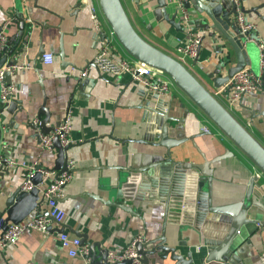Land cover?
Segmentation results:
<instances>
[{"label": "crops", "instance_id": "crops-1", "mask_svg": "<svg viewBox=\"0 0 264 264\" xmlns=\"http://www.w3.org/2000/svg\"><path fill=\"white\" fill-rule=\"evenodd\" d=\"M122 2L141 36L178 58V44L186 42L189 37L185 26L178 29L164 19L157 20L153 13L157 0ZM263 2L264 0H243V5L249 10ZM91 6L97 10L96 16L92 15ZM17 8L24 12L26 22V42L17 45L25 46V53L18 57V62L27 61L30 67L13 73L15 92L11 99L23 100L24 103L32 101L37 108L42 104L45 93L47 104L55 110L52 123L56 125L66 115H71L72 142L68 149V158L75 159L76 167L72 180L66 184L60 198V204L66 212L62 222L65 231L71 235H76L74 230L85 232L90 242L99 241L102 247L109 250L122 249L135 236L144 234L145 231L149 238L160 235L163 208L150 201L141 202L119 197L115 189L119 185L117 182L120 172V177L122 176L123 167L129 166L133 161L136 165L146 164L155 150H163L147 142L134 140L143 134L147 123L144 107L140 104L147 100V91H150L148 86L141 81L132 80L133 75L130 72L115 75L99 71L94 66L84 76L89 82L78 87L76 84L81 78L80 70L88 65L105 40L110 41L113 51L132 57L112 33L100 0H0V24L6 21L4 32L8 36L16 34L19 26L5 12L15 19ZM175 8V5L170 4L167 12L172 14ZM259 10L264 14V6ZM245 13L249 19L258 20L259 34L264 35V21L254 12ZM182 16L183 14H179L177 19ZM194 18L190 16L187 25L203 35L202 43L198 55L183 63L215 93L223 86L215 87V79L223 76L236 58L232 50L229 61L218 52L220 43L213 40L208 31L193 23ZM102 30L106 32L104 40L98 34ZM61 39L65 60L74 66L64 63L57 53L61 47ZM247 41L248 46L245 49L253 64L244 67L258 74L259 48L255 41ZM41 50L44 53L53 52L52 63L44 62V53ZM224 60L227 64L218 72L219 64ZM170 80L169 90L160 95L166 102H171L170 114L174 116H183L187 108L186 134H196L194 138L175 148L176 151H182L179 158L203 162L204 158L199 149L211 159L223 154L228 148L232 154L217 164H211L214 203L230 205L237 201L244 194L251 177L257 174L260 186H255L253 193L264 204V173L261 169L171 77ZM141 90H145L146 94ZM216 96L264 146V116L253 111L264 110V89L259 88L245 94L236 103L229 100L227 91L218 92ZM1 113L2 150L8 152V158H15L21 164L10 166L9 174L3 179L0 178V210L4 208L7 194L24 181L26 168L22 162L30 164L38 161L44 167L53 168L58 152L54 148L42 150L40 138L33 129L26 128L20 118L12 121V115L7 110ZM204 127H208V130ZM47 181L38 184L41 194ZM5 187L7 190L3 192ZM103 200L125 204L139 215ZM46 210L49 211V206L44 199L41 212ZM254 210H258V218L262 220V224L250 222L243 227L242 236L237 240V250L245 264H264V211L257 207ZM141 216L145 218L146 226ZM52 224L58 226L56 223ZM166 235L170 245H181L178 252L186 255L187 251L192 250L195 262L203 260V257L198 256L197 249L202 235L194 225L167 224ZM204 248L203 246L202 249ZM82 256L72 255L62 245L59 233L32 228L27 229L17 241L0 245V264H88L81 259ZM149 258H157L156 263L151 264H175L170 257L161 259L157 253L149 255ZM208 264L225 263L211 261Z\"/></svg>", "mask_w": 264, "mask_h": 264}, {"label": "water", "instance_id": "water-1", "mask_svg": "<svg viewBox=\"0 0 264 264\" xmlns=\"http://www.w3.org/2000/svg\"><path fill=\"white\" fill-rule=\"evenodd\" d=\"M100 4L116 38L128 54L170 76L264 173V146L217 99L216 94L209 90L181 60L143 38L133 26L122 0H100ZM170 4L176 7L172 14L167 12V7ZM263 6L264 2L249 10L243 7V10L256 13L264 21V14L259 10ZM5 13L8 18L18 23L19 30L16 34L7 35V42L3 50L0 51V68L4 65L10 66L17 63L18 57L25 53V46L17 47L20 42H26V38L24 39L25 14L19 8H17V18L15 19L7 12ZM153 13L157 20L164 19L178 29H183V16L179 19L177 17L179 14L187 13L195 17L193 23L195 22L198 27L208 31V35L220 43L218 52L226 56L228 61L231 55L230 51H233L236 58L235 63L227 67L223 76L215 79V87L224 85L235 72L245 65L253 64L245 49L248 46V41L245 34L241 32L234 16L237 13L234 0H157ZM5 23L6 21L0 24V32H4ZM98 34L103 40L105 39V31L102 30ZM57 53L62 57L64 63H70L74 66L65 60L62 39L60 50ZM226 64V60L221 62L218 72ZM13 73L6 70L4 81L11 82ZM258 74L263 80L261 89H264V70L258 69ZM132 80L139 81L134 78ZM88 82L87 77H81L76 84L78 87ZM141 91L146 94L145 90ZM153 99L154 101H152ZM0 101L2 103L0 112L7 110L12 115V121L20 118L22 124L26 128L33 129L39 138L40 133H49L55 128V124L51 121L55 110L47 104L45 93L42 104L37 108L32 101L24 103L23 100L9 99L3 103L1 98ZM140 105L144 107V117L147 123L143 134L134 140L147 142L154 147L163 148V150H155L151 160L146 164L136 165V162L133 161L129 166L123 167L121 177V172L119 173V181L117 182L119 185L115 189L119 197L137 199L141 202L150 201L160 205L164 210L161 234L149 238L147 231H145L143 239L136 242L141 261L144 264L156 263L157 258L150 259L149 255L157 253L161 259L170 257L175 261V264H208L211 261H220L225 264H245L238 254L237 240L239 241L243 227L248 223L258 222L262 224V220L258 218V210H254V207H257L264 211V204L253 193L254 187L260 186L258 183L259 176L255 174L251 177L244 194L234 203L230 205L215 204L212 196L213 169L211 164H217L232 152L227 148L223 154L209 159L199 149L204 158L203 162H191L179 158L182 151H176L175 148L196 135L186 134L185 116L187 108L183 116H174L170 114L171 102H166L160 93L151 90L147 91L146 102ZM253 111L264 116V110L253 109ZM1 138L0 128V178L3 179L6 174H9L10 166L7 160L8 152L2 150ZM70 146L71 144L62 145L59 138L55 137L53 148L58 152L53 169L67 170ZM39 167L40 165L37 166V168ZM30 180L34 184L30 190H24L21 185H18L7 194L4 208L0 210V219L5 222L4 228L9 222H20L31 213L41 212V203L45 197L41 194L38 184L43 182L42 173L36 171ZM6 190V187L3 188V192ZM133 192H135L134 195ZM103 201L108 204L114 203L121 208L130 210L134 215H139L132 208L120 202ZM43 213L53 219L48 210L43 211ZM141 218L146 226L145 218L142 216ZM180 223L194 225L200 230L202 237L197 249L198 256L203 257L201 262L194 261L192 250L187 251L184 255L178 252L180 244L170 245L168 243L167 224ZM64 230L63 224L60 226L50 224L48 227V232L53 233H61ZM74 233L80 237L82 244L89 245L88 253L81 257L88 264H132L133 258L111 259L109 249L102 247L99 241L90 242L87 233L79 230H74ZM203 246L204 249H202Z\"/></svg>", "mask_w": 264, "mask_h": 264}, {"label": "built area", "instance_id": "built-area-1", "mask_svg": "<svg viewBox=\"0 0 264 264\" xmlns=\"http://www.w3.org/2000/svg\"><path fill=\"white\" fill-rule=\"evenodd\" d=\"M88 1V0H87ZM181 1V0H180ZM237 6V13L235 19L238 26L246 36L247 40L255 41L259 48L260 70H264V35L259 34V22L258 20L249 19L243 10V0H234ZM92 15H97V10L91 6ZM183 25L189 32V37L186 42L179 43L176 51L178 59L182 62H186L189 58L194 59L198 55L200 44L202 43L203 35L195 32L192 26L187 25L190 20L189 14H183ZM112 33L114 34L113 30ZM115 35V34H114ZM8 36L5 32H0V51L3 50ZM43 60L46 63H52L54 60L53 52H45L43 54ZM91 66L96 67L99 71L109 72L115 75H120L124 72H130L134 79L141 81L148 86L152 92L163 93L169 90L171 85L170 77L156 69L155 67L147 64L144 61L138 60L134 57H126L118 54L112 50L109 40H105L104 43L99 46V49L88 65L81 69L79 76L84 77L89 74ZM30 67V63L27 61L17 62L13 65H4L0 68V98L3 103L12 98L15 92V83L13 81H4V73L6 70H10L12 73L21 69ZM263 80L260 74H256L248 67H242L215 93L221 91H227L229 93V100L236 103L245 94L253 92L259 88H262ZM2 119V113L0 112V121ZM3 127L0 123V128ZM71 115L68 114L63 118L55 128L49 133H40V146L42 150L53 149V143L55 137H58L62 145L70 144L71 138ZM208 130V127H204ZM9 166H17L21 162L15 158H7ZM68 168L65 171H58L53 168H47L35 161L30 164H26L24 161L22 165L26 168V175L21 185L22 189L30 190L34 184L30 178L36 171H40L43 176V181L48 180L43 189V195L49 206V213L53 217L45 215L43 212L31 213L29 216L21 220L20 222H9L4 228V220L0 219V245H5L9 242L17 241L21 235L29 228L37 229L39 231L48 232V227L52 223H56L60 226L65 218V209L60 204V198L64 193L66 184L72 180L74 176V170L76 167V161L73 158H68ZM40 165L39 168L37 166ZM61 243L64 247L69 249L72 255H85L89 251L88 244H82L81 239L77 235H71L67 231L59 233ZM143 239V234L135 236L125 247L119 250H109V257L111 259L121 260L124 258H133L132 264H144L136 248V242Z\"/></svg>", "mask_w": 264, "mask_h": 264}, {"label": "rangeland", "instance_id": "rangeland-1", "mask_svg": "<svg viewBox=\"0 0 264 264\" xmlns=\"http://www.w3.org/2000/svg\"><path fill=\"white\" fill-rule=\"evenodd\" d=\"M173 80V79H172Z\"/></svg>", "mask_w": 264, "mask_h": 264}]
</instances>
